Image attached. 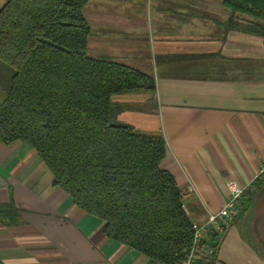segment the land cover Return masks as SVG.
I'll return each instance as SVG.
<instances>
[{"label": "crops", "instance_id": "1", "mask_svg": "<svg viewBox=\"0 0 264 264\" xmlns=\"http://www.w3.org/2000/svg\"><path fill=\"white\" fill-rule=\"evenodd\" d=\"M84 14L90 56L155 77L153 94L114 97L132 106L118 119L163 134L161 166L192 222L224 205L228 179L251 185L204 264H264V202L249 194L264 187V175L255 179L264 165V37L226 29L234 14L223 0H89ZM7 74L0 63V99ZM0 209V264H159L106 236L105 221L54 186L27 142L0 144Z\"/></svg>", "mask_w": 264, "mask_h": 264}, {"label": "trees", "instance_id": "2", "mask_svg": "<svg viewBox=\"0 0 264 264\" xmlns=\"http://www.w3.org/2000/svg\"><path fill=\"white\" fill-rule=\"evenodd\" d=\"M89 0H7L0 9V63L8 68L0 99V144H31L85 212L105 221L106 236L177 264L194 223L173 173L162 168L166 141L118 115L114 100L153 94L155 77L111 57L88 54ZM234 15L226 29L264 37V0H223ZM250 18L238 20L235 13ZM0 209V219L6 222Z\"/></svg>", "mask_w": 264, "mask_h": 264}, {"label": "built area", "instance_id": "3", "mask_svg": "<svg viewBox=\"0 0 264 264\" xmlns=\"http://www.w3.org/2000/svg\"><path fill=\"white\" fill-rule=\"evenodd\" d=\"M263 175L264 165L260 167L255 179ZM226 185L228 197L224 205L217 211L209 212L202 223L194 224L191 246L177 255V264H204L215 255L217 237L232 223L251 188V185L244 186L234 178L228 179Z\"/></svg>", "mask_w": 264, "mask_h": 264}, {"label": "rangeland", "instance_id": "4", "mask_svg": "<svg viewBox=\"0 0 264 264\" xmlns=\"http://www.w3.org/2000/svg\"><path fill=\"white\" fill-rule=\"evenodd\" d=\"M240 17H241L240 19H243V18H247L250 16H248V14L240 13ZM259 187H260L259 191H258V189L256 191L252 190L249 192V194L252 196L259 195V197H253V198L257 199L258 201L264 202V187L263 186H259ZM247 198H248V200H250V197H247Z\"/></svg>", "mask_w": 264, "mask_h": 264}]
</instances>
